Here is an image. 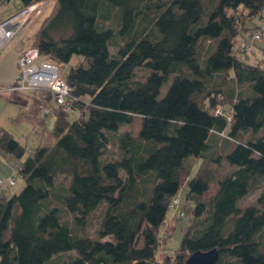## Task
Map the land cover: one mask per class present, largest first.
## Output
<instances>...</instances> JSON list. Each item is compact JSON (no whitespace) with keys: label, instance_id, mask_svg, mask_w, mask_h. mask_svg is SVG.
Segmentation results:
<instances>
[{"label":"trees","instance_id":"16d2710c","mask_svg":"<svg viewBox=\"0 0 264 264\" xmlns=\"http://www.w3.org/2000/svg\"><path fill=\"white\" fill-rule=\"evenodd\" d=\"M139 1L57 0L37 31L41 55L79 61L63 76L71 109L52 104V146L42 137L24 157L0 130V149L26 178L18 194L0 197V264H175L211 248L215 264H264V68L242 60L236 46L256 33L253 45H264V0H154L153 9ZM138 68L148 72L138 77ZM136 115V136L120 131ZM113 134L119 155L107 159ZM211 159L227 170L206 198L210 179L200 165ZM60 174L67 184H57ZM185 181L192 222L167 250V213L186 215L178 197ZM174 196L177 209L169 207ZM101 205L90 236L83 230ZM67 251L75 254L63 261Z\"/></svg>","mask_w":264,"mask_h":264},{"label":"rangeland","instance_id":"374dc122","mask_svg":"<svg viewBox=\"0 0 264 264\" xmlns=\"http://www.w3.org/2000/svg\"><path fill=\"white\" fill-rule=\"evenodd\" d=\"M142 1L143 0H140L139 2H135V4H138L139 6L141 5ZM153 1L154 0H144V2H146L149 5L150 9H153ZM7 2L8 1L0 3V18L4 17L6 13L15 10L19 5L18 0H12L11 4L9 2L6 5ZM203 2H204L205 7L211 4L210 3L211 0H203ZM56 7H57V0H46L45 6L42 7V10L40 9L41 10L40 13L37 15V17L34 18L33 22L24 30L23 34L18 39L21 38V39L31 41L30 45L28 46H33L34 41H35L34 32H33L34 29L37 28L40 24H43L45 20L50 15L53 14ZM238 11H244V10L242 9V7H240ZM150 13H152L151 10H150ZM263 16H264V11H263ZM112 22L116 23V19H113ZM247 27L248 28L252 27V24L251 23L248 24ZM208 44L209 42L207 40H202L200 43V46H202V49H204L206 48ZM236 46L238 48L239 56L242 57V60H245L249 63L259 62L260 65L264 68V45L263 43H260L259 45L254 44L248 48H244L241 45L238 46V44H236ZM244 49H246V51ZM111 50L114 51V48L112 47ZM12 53H13V48L8 50V52H6L5 55L2 58H0V68H2L3 71H8L7 62L8 61L11 62ZM78 59H79L78 56H73L70 59V61L67 63H63V64L57 63V65H59L60 75L64 76L71 66H75V64L79 61ZM14 70H16L18 74L17 66L14 68ZM136 71H137L136 75L138 77L140 76L142 77L146 75V73L148 72V70L144 68H138ZM169 84H170V80L162 85L160 89V96H162L165 93ZM3 87L4 86L1 87L0 85V88H3ZM7 88L13 89L12 82L8 85ZM16 90L21 93V95L24 97V101L26 100L25 102H27L28 109L26 110V113L22 112L23 114L21 115H23L24 117H27L28 120L30 118V120L29 121L26 119H20V120L15 119L14 120L17 114L15 112H17L19 105L16 106L13 103L9 102L7 99H4V97L0 96V128L2 127L3 129L11 133L13 137L19 141V143L25 149L24 157H26L28 154L33 153L31 151H33V149H35L37 146H39L42 143V137H43V142L46 143L48 147L52 146L53 144L54 137L51 135L50 131L54 124L53 114L55 113L54 111L55 108L52 107L54 100H51L49 98H44L41 100L38 99L37 101V99L35 98L36 93H33V91L35 90H32V89H29V90L16 89ZM243 91L244 92L246 91V87H244ZM43 110H46V113ZM76 111L77 110L74 108V110L72 109L71 111L66 113L67 115H69L70 120H73L77 117L78 113ZM139 126H140V116L136 115L134 116L132 122L121 126L120 131H123V132L127 131L132 136H136L139 130ZM43 134L44 136H42ZM247 137H249V134H245L242 138L247 139ZM114 139L115 137L113 134V138L111 142L106 146L105 152L103 154L104 158H107V159L115 158L119 155L118 149L114 146V142H115ZM29 150L31 151L29 152ZM0 151L2 150L0 149ZM213 155H215L214 157H218L217 153ZM10 157H11L10 160L12 162L13 161L17 162L18 159L16 157L12 155ZM212 159H216V158L212 157ZM212 159L208 161L205 160L200 165L202 174L208 175L210 179L208 190L204 194V197L206 198L215 192L217 188V178L223 176L227 170V165L224 164V160H221L220 164L217 163L216 165ZM219 159H223V154L219 155ZM0 165H1L0 166V176L2 177L5 175L9 176L11 174L15 178L13 185H9L6 181V183L4 182V184L0 186V197L3 194H7V195L18 194L26 185L25 176H22L19 173L18 167H16V164H14L13 166L9 168H6L7 166H9V164L4 163ZM196 171H197L196 167H194V169L191 171L190 177L194 176ZM56 181H57V184H67L68 177L66 175L60 174L59 176H57ZM187 191H188V185H187V181H185L181 185L178 191V197H179L181 206H183V208L186 211V215L184 217H181L174 213H171V211L167 213V217L169 219V220L167 219L169 232L168 233L166 232V233L167 234L170 233V238H168V241L166 243L167 250H175L178 247L182 234L186 226L191 221L190 220L191 215L187 214L190 211L189 204H191V202L186 198ZM258 191L259 190H256L251 195L246 197L243 202L248 203L250 201H253L254 198L257 196ZM103 207L104 205H101L96 211L90 214L88 221L85 225V228L83 230L84 233L90 236H94L96 234V229L101 219L100 217H101V212H102ZM61 214H62V217L69 218L65 210H63ZM74 254H75V251H67L63 253L61 258L63 261H66L69 256H72ZM157 254H159V257H160L159 259H162L164 254H161L160 251ZM171 258L172 260H174L173 255L171 256Z\"/></svg>","mask_w":264,"mask_h":264},{"label":"built area","instance_id":"2783aa9c","mask_svg":"<svg viewBox=\"0 0 264 264\" xmlns=\"http://www.w3.org/2000/svg\"><path fill=\"white\" fill-rule=\"evenodd\" d=\"M45 4L46 0L35 1L21 6L15 12L0 18V58L23 34ZM251 38L259 40L260 36L256 33L252 37L250 36L249 40L239 39L238 46L241 45L244 48L252 46L253 40ZM16 65L18 74L12 82L14 90H35L33 93H36L35 95L40 99L45 98L46 94L50 93L56 106L61 107L63 110L70 109L69 96L73 88L60 75L57 63L49 57L41 55L37 47L26 46L18 51ZM43 111L46 112V110ZM215 113L221 114L220 108ZM4 179L0 177V186L6 181L9 185L14 184L15 178L12 175L4 177ZM178 204V198L174 196L169 207L177 209Z\"/></svg>","mask_w":264,"mask_h":264},{"label":"crops","instance_id":"0c3cea01","mask_svg":"<svg viewBox=\"0 0 264 264\" xmlns=\"http://www.w3.org/2000/svg\"><path fill=\"white\" fill-rule=\"evenodd\" d=\"M11 1L12 0H9L6 5L10 2L11 4ZM19 1V0H18ZM5 5V6H6ZM10 7V6H9ZM21 7V3L19 2V5L16 9L20 8ZM15 9V10H16ZM15 10L13 11H10L8 13H6V15L14 12ZM5 15V16H6ZM42 24H40L37 28L34 29V37L37 33V31L39 30V28L41 27ZM31 27V26H30ZM29 27V28H30ZM28 28V29H29ZM27 29V30H28ZM27 32V31H26ZM31 41H28V40H25V39H18L8 50L12 49L13 48V53H12V60L11 62H7V68H8V71H3L2 68H0V85L1 87L4 86L3 88H0V96L4 97V99H7L9 102L13 103L14 105H19L18 107V110L16 114V117L14 118V120L16 119L17 120V117L21 116V114H23L22 112H25L26 113V110L28 109L27 107V102L24 101V97L21 95L20 92H18L17 90H14V89H9L7 88L8 85L13 82V80L16 78L17 76V72L16 70H14V68L17 66L16 65V57H17V54H18V51L23 49L24 47L30 45ZM8 50L6 52H8ZM5 52V53H6ZM4 53V55H5ZM3 55V56H4ZM2 56V57H3ZM1 57V58H2ZM18 68V67H17ZM17 109V108H16ZM3 129L2 127L0 128V130ZM232 146V145H231ZM11 154H7L3 151H0V164H9V166H7L6 168H9L11 166H13L14 164H16L17 166V163H18V160L17 162L16 161H11L10 160V157ZM13 156V155H12ZM10 160V162H9ZM198 162V160H196ZM197 162H195V167H197ZM1 166V165H0ZM11 175V174H10ZM9 175V176H10ZM8 175H5L3 177H7ZM2 177V176H0ZM5 196H10V195H7V194H3Z\"/></svg>","mask_w":264,"mask_h":264},{"label":"water","instance_id":"95a60500","mask_svg":"<svg viewBox=\"0 0 264 264\" xmlns=\"http://www.w3.org/2000/svg\"><path fill=\"white\" fill-rule=\"evenodd\" d=\"M219 251L216 248L194 251L187 256L184 262L175 264H215Z\"/></svg>","mask_w":264,"mask_h":264},{"label":"bare ground","instance_id":"6f19581e","mask_svg":"<svg viewBox=\"0 0 264 264\" xmlns=\"http://www.w3.org/2000/svg\"><path fill=\"white\" fill-rule=\"evenodd\" d=\"M15 12V11H14ZM13 13V12H12Z\"/></svg>","mask_w":264,"mask_h":264}]
</instances>
